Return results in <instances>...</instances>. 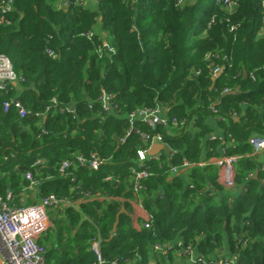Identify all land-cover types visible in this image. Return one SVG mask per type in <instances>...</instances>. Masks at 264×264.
Masks as SVG:
<instances>
[{
  "label": "trees",
  "instance_id": "1",
  "mask_svg": "<svg viewBox=\"0 0 264 264\" xmlns=\"http://www.w3.org/2000/svg\"><path fill=\"white\" fill-rule=\"evenodd\" d=\"M80 1L0 0V55L20 78L0 93V197L35 205L17 203L29 172L39 200L93 198L62 211L83 230L70 264H97L89 249L97 235L103 264H264V165L237 161L233 189L216 182V165H198L217 156L219 142L204 141L211 117L234 144L224 147L229 157L249 153L251 134H263V0H93L97 9ZM11 99L30 114L3 112ZM71 105L73 113L59 111ZM143 109L164 110L169 125L124 118ZM154 136L172 153L149 161L152 175L134 193L130 168ZM77 154L96 156L99 170L60 172ZM133 196L151 228L136 232L121 214L110 239L117 199Z\"/></svg>",
  "mask_w": 264,
  "mask_h": 264
},
{
  "label": "built area",
  "instance_id": "2",
  "mask_svg": "<svg viewBox=\"0 0 264 264\" xmlns=\"http://www.w3.org/2000/svg\"><path fill=\"white\" fill-rule=\"evenodd\" d=\"M82 3V0L80 1ZM10 3H7L4 7L5 11L10 10ZM264 8V0L262 2ZM262 28L257 33V38L264 36V16L262 18ZM50 55H53L50 53ZM221 72L220 68H215L212 72L213 77ZM20 81V78L13 71L11 62L3 55H0V93L8 94L9 87L16 85ZM108 97H102L104 109H110L108 103ZM51 102L56 105L54 99ZM11 108H15L18 111L19 117L24 118L28 116L29 111L25 110L19 100L11 99L3 103V112H8ZM56 111V108H53ZM58 110V108H57ZM75 106L59 109L60 112L73 113ZM213 112L216 111L213 108ZM164 110H140L131 115L129 118L133 121L134 118L141 119L148 126L153 128L156 125L168 126V119L163 116ZM135 120V119H134ZM179 122L176 119L171 120L172 127H178ZM148 138V136H143ZM121 143L124 138L119 140ZM152 144H163L160 136H154L151 139ZM249 144L252 148V156H257L264 152V136H254L249 140ZM151 146L147 148L139 147L136 151V158L134 166L130 168L132 175V190L137 193L142 188V183L147 180L152 174L149 170L148 163L151 159L156 158V155L151 156L148 151ZM224 154V152H223ZM216 160L215 165L223 170L222 182L227 189H233L235 187L234 182V165L237 163V157H229L223 155ZM199 166H205L206 163H200ZM101 161L96 156H91L86 159L81 155H75L73 160H64L60 163L59 170L64 172L71 168H85L91 171L99 170ZM191 164L184 163L181 167H171L170 177H175L185 172ZM25 180L28 182L26 186L27 190L38 187V182L33 178L31 173L24 175ZM112 177L107 176L106 180H110ZM13 196L7 194L5 198L0 197V259L3 264H45V249L39 243L40 237L45 233L47 228L48 216L47 212L51 209L57 211H64L65 209H73L79 211V205L83 202L91 201L93 198L88 195H84L82 199L76 202H70L67 199H58L53 195L43 198L37 204L31 206L13 207L10 205ZM152 218L148 215L143 221L142 228H151ZM93 226H95L93 224ZM101 238L97 235L90 241L89 249L95 255L97 264H103L101 259ZM187 250V252H186ZM183 253H186L190 258L192 257V251L187 248Z\"/></svg>",
  "mask_w": 264,
  "mask_h": 264
},
{
  "label": "crops",
  "instance_id": "3",
  "mask_svg": "<svg viewBox=\"0 0 264 264\" xmlns=\"http://www.w3.org/2000/svg\"><path fill=\"white\" fill-rule=\"evenodd\" d=\"M93 0H89L87 2L88 7H92ZM61 3V2H60ZM260 31V30H259ZM21 90L18 89V93ZM234 118V117H233ZM242 118L235 117L234 121L237 123ZM220 121L216 117H211L206 121L207 125V134L204 141H217L219 142V146L217 148V156H210V159L206 161L207 164L215 165L216 160L220 158L224 152V147L233 146V142L226 141L224 137V130L219 123ZM264 127V122H263ZM259 134L254 132L251 134V137L258 136ZM264 136V129L263 134ZM204 145V142H203ZM250 148L251 145L249 144ZM252 148L249 153L245 154H237L233 157H237L238 161L241 158H248V156H252ZM164 153V152H163ZM160 153L156 154L158 156ZM166 154V153H164ZM255 157V156H253ZM257 164L264 165V152L256 156ZM204 158V153H201V160ZM189 168H187L188 170ZM217 172L216 182L220 183L224 186L222 182L223 178V170L219 169L217 166L215 167ZM239 166L237 163L234 165V176H236L237 170ZM185 170V172L187 171ZM250 174V173H249ZM257 173H251L250 177H256ZM169 178L170 175H169ZM225 187V186H224ZM212 187L209 186L208 189ZM226 188V187H225ZM100 201L103 200L102 197L99 198ZM37 188H33L31 190H27L24 188L19 195L17 200L18 204H37L39 202ZM119 202V212L116 214L118 215H125L130 222V227L132 230L138 232L142 228L143 221H145L146 217L149 215L148 212L144 209L141 204L140 199H136L135 196L132 198H120L117 199ZM16 203V204H17ZM48 212H51V216L48 217L47 228L45 233L42 235L43 238L41 239L44 246L47 248V251L50 252L49 262L46 261V264H70L77 260L76 255H78V249L73 244V240L78 238L82 235V228L80 225H71L70 220L67 216L63 215L62 212L51 209ZM48 216V215H47ZM115 216V219H116ZM86 218L83 217V221ZM69 229V232H68ZM70 262V263H69Z\"/></svg>",
  "mask_w": 264,
  "mask_h": 264
},
{
  "label": "water",
  "instance_id": "4",
  "mask_svg": "<svg viewBox=\"0 0 264 264\" xmlns=\"http://www.w3.org/2000/svg\"><path fill=\"white\" fill-rule=\"evenodd\" d=\"M215 77H212V80H214ZM124 118L130 119L129 116H124ZM134 119H136V118H134ZM119 144H120V142L118 141V146H119ZM161 152H164L166 154H171L172 150L168 146L163 145V144H152L149 151H148V154L151 156H154V155L161 153ZM117 224H118V215L116 216L115 222L113 224L112 235L110 236V239L113 237V235L116 232ZM0 264H3L1 259H0Z\"/></svg>",
  "mask_w": 264,
  "mask_h": 264
},
{
  "label": "rangeland",
  "instance_id": "5",
  "mask_svg": "<svg viewBox=\"0 0 264 264\" xmlns=\"http://www.w3.org/2000/svg\"><path fill=\"white\" fill-rule=\"evenodd\" d=\"M86 4H87V2H86ZM92 7L93 8L95 7V9H97V6H96L95 2H92ZM47 215H48V217L51 216V212H47ZM42 238H43V236H41L40 239H39V243L40 244H42V241H41ZM186 252H187V250H186ZM46 261L49 262V257L48 258L47 257L44 258V263L45 264H46Z\"/></svg>",
  "mask_w": 264,
  "mask_h": 264
}]
</instances>
